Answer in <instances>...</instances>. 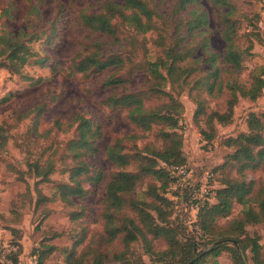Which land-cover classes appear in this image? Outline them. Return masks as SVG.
Masks as SVG:
<instances>
[{
	"label": "trees",
	"instance_id": "obj_1",
	"mask_svg": "<svg viewBox=\"0 0 264 264\" xmlns=\"http://www.w3.org/2000/svg\"><path fill=\"white\" fill-rule=\"evenodd\" d=\"M203 0H176L174 11L182 16L186 22L174 24L173 32L169 34L170 42L163 44L164 56L149 62L146 68L140 67L136 71L144 70L154 81V85L145 93L135 91H121L111 94L106 102L114 109H122L127 113L129 121L136 128L149 132L154 126H162L157 132L161 140L160 147L144 148L142 151L131 153L123 139H117L109 144L104 152L106 158L117 168L107 182L105 195L102 200L100 218L103 221L102 231L92 232L85 226L79 238L65 250L66 264H147L144 256L150 261H172L174 264H205L209 257L218 258L223 252H228L233 264H264V255L259 236L251 235L247 225L264 223V186L257 188L254 179L247 175V171L256 170L264 166V113L251 112L248 115V130L236 136H229L224 140L234 147L233 152L218 167L213 168L214 179L218 176L217 170H233L222 174L220 186L216 190L212 202L206 203L198 213V224L204 238H197L193 233L187 232L181 215L175 214V202L166 196L168 188L173 183L171 167L186 164L183 151L184 137L178 129L183 115V104L171 89L177 85L192 82L190 90L204 91L209 96H216L223 91L231 90L232 98L224 113L212 111L206 114L205 98L194 96L198 108L196 119L203 113L207 115L206 126L202 130L207 144L213 143L216 136L215 122L227 124L233 116V108L240 96H249L256 99L261 95L264 79L256 77L250 88H240L237 92L230 81L224 82L222 78V65H230L234 69L241 68L243 51L237 44L238 30L231 16L234 6L231 0H207L210 4L225 10L221 15L222 27L220 30L226 42V51L220 55L209 49L208 36H203L196 45L182 41L185 36L201 32L209 25V16L206 10L201 9ZM30 11L36 13L37 19L42 18L45 0H29ZM13 5V4H12ZM3 13L12 14L11 6L3 8ZM156 12L150 7L148 0H107L100 11L93 13H80L79 20L82 25L92 33L106 34L111 37L110 43L122 42L118 35L119 26L132 28L138 34L146 35L157 30L155 27ZM12 17V15H11ZM56 20L52 22L56 30ZM251 35L257 34L250 33ZM41 37L39 33H30L28 28H21L17 33L7 28L0 29V71L8 70L11 74L20 75L25 80L31 79L25 73V67L34 59L35 63H44L46 58L37 59L36 52L31 44ZM245 49L249 52L253 46L252 38ZM257 39V38H256ZM49 36L47 44H51ZM188 38L186 39V41ZM105 42L95 40L88 52L83 56L76 54L70 60L73 72L88 75L100 73L107 68L120 69L124 66V59L119 56L104 54ZM194 80H190L196 76ZM132 79V78H131ZM130 78L123 76H110L105 84L119 90L125 88ZM36 80L34 83H39ZM164 85H170V90ZM229 90V91H230ZM168 97V98H167ZM164 99L162 106L149 105V99ZM21 117V116H20ZM23 117H26L24 115ZM58 127L60 123L55 122ZM76 127V134L66 144L71 155L73 165L66 170L69 182L56 186L59 198L67 204H73V198H83L91 193L87 184L98 185L103 180L102 172L91 170L86 157L98 153V141L103 135L102 128L91 118L83 115L73 116L69 125ZM136 136V135H135ZM137 137V136H136ZM140 137V136H138ZM8 137L1 128L0 150L5 148ZM151 149V150H150ZM144 152L147 155H144ZM140 162L136 169L129 167ZM3 161L0 158V166ZM55 171V164L47 161L41 165L40 159L28 160L22 181H26L25 174L38 179L35 183L36 207L41 206L49 197L39 188L40 183L51 181L50 175ZM147 176L155 178L158 183L149 184L146 197L140 198L136 191L139 183ZM28 189L30 185L28 184ZM31 193V190H30ZM237 205L242 208L240 213L230 219ZM183 207V206H182ZM132 212L133 214H130ZM83 212L74 214L73 219L81 217ZM227 219L225 225L219 221ZM231 240V242H230ZM139 244V252L135 250ZM17 250H12L10 263L19 264L20 244ZM119 247L117 248V246ZM159 245H164L160 248ZM81 247V248H80ZM53 244L45 245L34 255L38 264H44L45 258L56 251ZM248 251L252 254L248 256ZM1 264V263H0Z\"/></svg>",
	"mask_w": 264,
	"mask_h": 264
},
{
	"label": "rangeland",
	"instance_id": "obj_2",
	"mask_svg": "<svg viewBox=\"0 0 264 264\" xmlns=\"http://www.w3.org/2000/svg\"><path fill=\"white\" fill-rule=\"evenodd\" d=\"M37 1L34 3L38 4ZM106 1L45 0L42 18L39 20L36 13L30 11L29 0H0V29L3 27L17 33L21 28H28L30 33H39L41 38L31 46L36 52L35 58H46L44 63L39 64L33 59L25 67V73L31 78L29 80L11 74L7 69L0 71V132L2 128L8 137L6 147L0 150V158L3 161L0 166L1 264L10 263L11 251L19 248L16 244H20L21 248L19 264H34V253L48 244L55 245L57 249L45 258L44 264H66L63 248L72 246L76 238L80 237L82 228L85 226L89 233H92L102 231L104 226L100 218L101 203L107 182L117 171L104 154L107 146L119 138L123 139L131 153L142 151L146 147L162 145L157 136L162 126L157 125L151 131L144 132L129 121L125 110L108 106L106 100L115 92H147L154 85V81L144 70H136L140 67L146 68L149 62L163 57V44L170 42L169 34L173 32L174 24L177 22L185 24L186 21L174 11L176 0H148L150 7L156 12L154 21L157 30L143 35L121 25L118 35L122 42L112 44L109 35L92 33L79 20L81 12L85 14L98 12ZM231 2L235 9L231 18L238 30L237 44L243 51V61L238 70L230 65H222V78L225 83L230 81L237 92L243 87L250 88L256 77L264 79V0ZM9 6L12 9V17L2 11ZM201 9L206 10L209 16L205 34L198 32L186 37L183 28L181 40L187 42L189 47L192 43L196 45L203 36H208V48L223 55L226 51V42L220 30L221 15L226 9L221 10L207 0L202 1ZM54 20L57 22L56 30L52 28ZM252 32L258 37L250 36ZM49 36L52 38L51 44L46 43ZM249 37L252 38L253 46L246 52L245 49L250 44ZM95 40L105 42L103 44L105 55L121 56L124 59V66L120 69L110 67L100 73L88 75L73 72L70 66L71 58L76 54L84 56ZM112 75L132 79L125 88L116 90L105 84ZM195 78L197 75L190 80ZM36 80L40 82L34 83ZM192 82L185 85L176 84L171 92L183 104V115L178 129L184 137L185 165L190 166L197 178L201 179L207 171L218 167L227 155L233 152L234 147L224 143V140L248 130L247 119L251 112L264 113V87L256 99L240 96V91L237 92L239 97L234 105L231 121L227 124L216 121L215 139L213 143L207 144L202 133V130L207 128L206 114L215 110L224 113L232 98V91L225 89L220 95L209 96L204 91L190 90ZM166 87L170 90V85H164V88ZM201 94L206 100V114L203 113L196 119L198 105L194 96L198 98ZM167 98L161 100L151 98L148 104L162 106L163 102H168ZM24 115L26 117H23ZM76 115L91 118L102 128L103 135L98 141V153L85 159L91 170L95 173L102 172L103 180L96 186L87 184L91 193L83 198L74 197L73 204H67L59 198L56 186L69 182L66 170L73 162L66 144L76 134L77 125L72 127L69 125L72 117ZM56 121L60 123L59 127L55 124ZM144 155L147 153L144 152ZM37 158L40 159L41 165H46L47 161L55 164V171L50 175L51 181H44L39 185L43 193L49 197L39 207L35 205L34 190L38 179L26 174V181L20 179L24 175L22 170L26 169V162ZM140 162L143 161L138 159L137 163L128 169L137 170ZM217 171L218 176L212 180L216 187L220 186L222 174L231 172L235 176L234 169ZM247 175L255 180L257 188L264 186V166L247 171ZM153 183L158 181L151 176L144 178L139 183L137 195L148 200L145 192L147 186ZM241 208L237 205L230 219L236 217ZM79 212H83L81 217L73 219L74 214ZM219 223L225 225L227 219H221ZM246 230L251 235L256 233L259 236L264 255V223L247 225ZM134 247L137 252L141 250L139 244H135ZM248 256H252L249 251ZM144 257L147 264L152 263L148 256ZM249 261L252 264L251 259ZM205 264L233 262L230 254L223 252L218 258L209 257Z\"/></svg>",
	"mask_w": 264,
	"mask_h": 264
},
{
	"label": "built area",
	"instance_id": "obj_3",
	"mask_svg": "<svg viewBox=\"0 0 264 264\" xmlns=\"http://www.w3.org/2000/svg\"><path fill=\"white\" fill-rule=\"evenodd\" d=\"M170 170L174 181L168 188L166 196L175 202V214L181 215L187 226V232L193 233L197 238H204L198 224V213L206 203L212 202L215 198L218 187L212 183L214 172L207 171L201 179H198L194 170L188 165L174 166ZM33 262L38 264L36 255ZM154 264L174 263L163 261Z\"/></svg>",
	"mask_w": 264,
	"mask_h": 264
},
{
	"label": "crops",
	"instance_id": "obj_4",
	"mask_svg": "<svg viewBox=\"0 0 264 264\" xmlns=\"http://www.w3.org/2000/svg\"><path fill=\"white\" fill-rule=\"evenodd\" d=\"M144 258H145V260H147L146 257H144Z\"/></svg>",
	"mask_w": 264,
	"mask_h": 264
},
{
	"label": "water",
	"instance_id": "obj_5",
	"mask_svg": "<svg viewBox=\"0 0 264 264\" xmlns=\"http://www.w3.org/2000/svg\"><path fill=\"white\" fill-rule=\"evenodd\" d=\"M189 264H191V263H189Z\"/></svg>",
	"mask_w": 264,
	"mask_h": 264
}]
</instances>
